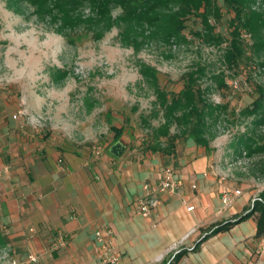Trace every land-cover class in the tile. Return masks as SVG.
Wrapping results in <instances>:
<instances>
[{"label": "rangeland", "instance_id": "1", "mask_svg": "<svg viewBox=\"0 0 264 264\" xmlns=\"http://www.w3.org/2000/svg\"><path fill=\"white\" fill-rule=\"evenodd\" d=\"M251 1L264 11V0ZM220 2L225 15L215 31L225 38L233 13ZM83 12L88 14L89 9ZM120 12L113 7L114 16ZM55 29L29 3L10 6L8 0H0V193L8 185L6 172L14 153L114 156L112 126H123L120 140L126 149H143L142 142L165 121L159 91L141 73L144 64L157 70L161 90L169 93L179 92L185 74L202 66L204 74L195 76L215 108L208 117L215 134L212 143L219 138L227 152L240 148L244 164L252 159L249 174L264 181V43L244 34L246 53L231 69L223 60L227 40L210 42L205 35L198 36L202 24L195 16L186 21L185 39L154 40L139 50L120 41L117 27L99 40L82 28L69 37ZM178 131L173 125L171 132ZM189 143L180 140V148L190 150ZM262 253L257 246V258ZM9 260L6 242L0 245V264Z\"/></svg>", "mask_w": 264, "mask_h": 264}, {"label": "crops", "instance_id": "2", "mask_svg": "<svg viewBox=\"0 0 264 264\" xmlns=\"http://www.w3.org/2000/svg\"><path fill=\"white\" fill-rule=\"evenodd\" d=\"M218 139L209 149L179 145L175 155L137 148L120 157L14 153L8 185L0 193V224L12 258L8 264H101L95 230L103 223L113 229L112 245L122 264H170L175 249L186 252L174 264H264V252L256 256L264 240V234L256 235L258 212L246 216L264 189L249 174L252 159L244 164L240 148L227 152ZM217 161L225 177L211 172ZM228 161L235 163L230 170ZM166 165L183 176L181 185L176 193H157L159 205L144 216L138 208L146 194L143 184L155 182ZM227 187L242 190L231 207L220 199ZM227 222L232 223L229 229L211 234ZM57 230L64 232L67 244L50 252ZM29 253L39 255V262H29Z\"/></svg>", "mask_w": 264, "mask_h": 264}, {"label": "trees", "instance_id": "3", "mask_svg": "<svg viewBox=\"0 0 264 264\" xmlns=\"http://www.w3.org/2000/svg\"><path fill=\"white\" fill-rule=\"evenodd\" d=\"M26 2L34 7V12L41 19L49 18L56 25V31L69 37L72 32L82 28L90 33L92 38L99 40L114 27L119 29L120 41L139 50L143 45L154 40L163 43H177L185 39L186 21L191 16L200 19L202 30L198 36H206L210 42L227 40L223 60L228 68L234 69L239 65L246 53L244 34H249L264 43V11L252 5L251 0H222L227 11L233 16L227 19L228 37L216 32V23L222 21L224 13L220 0H8L10 6L15 2ZM113 7L121 9L114 16ZM89 9L85 14L83 10ZM211 18L214 22L211 21ZM259 39V41H258ZM205 70L199 65L196 71L185 74V84L177 93L162 91L157 70L152 66H143L141 73L158 89L159 104L164 109V123L154 134L143 141V150L160 152L163 155H175L179 141L191 142L198 146L211 148L215 138L208 122L215 108L209 103L195 74H204ZM221 78L219 82H221ZM175 125L179 131L172 133ZM115 142L124 132L123 126H112ZM165 138V140H163ZM256 201L249 214L258 212L257 236L264 234V197ZM244 217H241V220ZM231 222L214 228L211 234L229 229ZM200 241L192 248L196 249ZM6 244V237L0 224V245ZM186 250H179L172 258L174 264Z\"/></svg>", "mask_w": 264, "mask_h": 264}, {"label": "built area", "instance_id": "4", "mask_svg": "<svg viewBox=\"0 0 264 264\" xmlns=\"http://www.w3.org/2000/svg\"><path fill=\"white\" fill-rule=\"evenodd\" d=\"M61 161V160H60ZM241 163V161H239ZM235 163L233 161H228L226 165L228 170ZM210 170L215 175H224V169L220 165V161L211 164ZM183 176L171 165H166L163 167L158 178L155 182L145 181L143 188L146 190V194L138 202V208L144 216H149L151 211L156 208L160 201L157 197V193L166 192V193H176L181 185ZM256 185L264 189V181H259L255 179ZM193 187L196 188V184H193ZM242 190L234 187L224 188L221 192V203L224 207H231L236 199L241 196ZM256 201H263L260 195L255 196L252 199V208L254 207ZM194 209V205L188 206V210L191 211ZM194 231V230H193ZM114 232L110 225L101 224L95 230V254L99 258L101 264H122L120 254L114 249L112 245V238ZM67 240L64 232L57 230L55 236L52 238L49 251H61L66 247ZM261 252H264V240L260 244ZM178 250L175 252V254ZM29 262H39L40 256L35 253H29L28 255ZM13 264H21L19 260H14Z\"/></svg>", "mask_w": 264, "mask_h": 264}, {"label": "water", "instance_id": "5", "mask_svg": "<svg viewBox=\"0 0 264 264\" xmlns=\"http://www.w3.org/2000/svg\"><path fill=\"white\" fill-rule=\"evenodd\" d=\"M125 150H126V145L120 139L116 141L110 148L111 153L117 157L122 156Z\"/></svg>", "mask_w": 264, "mask_h": 264}]
</instances>
